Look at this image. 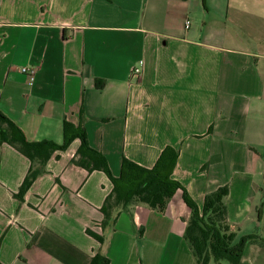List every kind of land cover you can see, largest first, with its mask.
<instances>
[{
  "label": "crops",
  "instance_id": "1",
  "mask_svg": "<svg viewBox=\"0 0 264 264\" xmlns=\"http://www.w3.org/2000/svg\"><path fill=\"white\" fill-rule=\"evenodd\" d=\"M0 111L34 142L62 144L65 121L82 125L114 176L123 159L152 168L173 147V178L200 206L227 187L236 241L260 237L240 264H264V0H0ZM79 146L54 153L21 202L32 163L0 144V264L98 252L197 264L182 191L164 212L131 203L103 228L113 184L72 162Z\"/></svg>",
  "mask_w": 264,
  "mask_h": 264
},
{
  "label": "trees",
  "instance_id": "2",
  "mask_svg": "<svg viewBox=\"0 0 264 264\" xmlns=\"http://www.w3.org/2000/svg\"><path fill=\"white\" fill-rule=\"evenodd\" d=\"M76 140L80 141V146L72 162L89 173L102 171L113 184V192L102 208L103 228L113 225L121 211L131 203L164 212L169 201L181 190L183 200L191 211L185 239L192 248L197 264H240L247 245L260 239L258 235L250 234L236 241L237 236L227 223V208L224 203L229 193L227 187L208 194L201 206L196 203L184 186L172 176L179 156L173 147L164 149L152 168L123 159L120 174L114 176L106 157L91 146L82 125L65 121L62 144L48 140L34 142L29 141L24 132L0 111V144L14 146L32 163L19 192L14 195L15 198L24 201V196L34 181L45 172L44 168L53 154L67 151ZM35 163L36 167L33 166ZM88 233L103 242L102 237L89 231ZM90 264H110V260L102 252H98Z\"/></svg>",
  "mask_w": 264,
  "mask_h": 264
},
{
  "label": "built area",
  "instance_id": "3",
  "mask_svg": "<svg viewBox=\"0 0 264 264\" xmlns=\"http://www.w3.org/2000/svg\"><path fill=\"white\" fill-rule=\"evenodd\" d=\"M190 22H186V28H189ZM21 72L28 77V81L30 84H33L35 80V69L32 67H24L21 69ZM135 72L138 74L140 72L139 69H136Z\"/></svg>",
  "mask_w": 264,
  "mask_h": 264
},
{
  "label": "rangeland",
  "instance_id": "4",
  "mask_svg": "<svg viewBox=\"0 0 264 264\" xmlns=\"http://www.w3.org/2000/svg\"><path fill=\"white\" fill-rule=\"evenodd\" d=\"M224 264H229V263L225 262Z\"/></svg>",
  "mask_w": 264,
  "mask_h": 264
}]
</instances>
